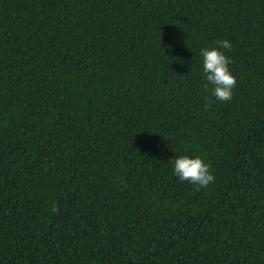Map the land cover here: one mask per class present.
I'll return each mask as SVG.
<instances>
[{
	"label": "trees",
	"instance_id": "1",
	"mask_svg": "<svg viewBox=\"0 0 264 264\" xmlns=\"http://www.w3.org/2000/svg\"><path fill=\"white\" fill-rule=\"evenodd\" d=\"M0 264H264V0H0Z\"/></svg>",
	"mask_w": 264,
	"mask_h": 264
},
{
	"label": "clouds",
	"instance_id": "2",
	"mask_svg": "<svg viewBox=\"0 0 264 264\" xmlns=\"http://www.w3.org/2000/svg\"><path fill=\"white\" fill-rule=\"evenodd\" d=\"M232 48L228 39L216 42L215 46L200 49L204 79L211 86L212 95L219 101H230L237 84L226 50ZM173 172L180 181H187L197 188H206L215 180L210 163L202 155L182 154L173 161Z\"/></svg>",
	"mask_w": 264,
	"mask_h": 264
}]
</instances>
